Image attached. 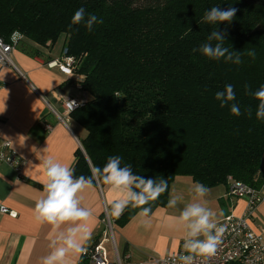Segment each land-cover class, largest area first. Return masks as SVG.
Returning <instances> with one entry per match:
<instances>
[{
  "label": "trees",
  "instance_id": "1",
  "mask_svg": "<svg viewBox=\"0 0 264 264\" xmlns=\"http://www.w3.org/2000/svg\"><path fill=\"white\" fill-rule=\"evenodd\" d=\"M214 6L235 7V18L203 22ZM81 7L103 23L91 32L83 23L69 27ZM215 28L240 64L198 51ZM17 36L47 47L62 36L65 55L76 60L68 79L88 95L70 113L86 131L72 165L76 176L120 156L135 174L167 179L152 212L167 204L178 176L207 188L230 180L264 186V120L256 118L252 95L264 86V0H0V37L17 47ZM227 84L240 116L215 99ZM138 211L111 220L121 227Z\"/></svg>",
  "mask_w": 264,
  "mask_h": 264
},
{
  "label": "crops",
  "instance_id": "2",
  "mask_svg": "<svg viewBox=\"0 0 264 264\" xmlns=\"http://www.w3.org/2000/svg\"><path fill=\"white\" fill-rule=\"evenodd\" d=\"M17 47L9 54V64L0 67V144L8 142L21 158L20 171L0 163V206H5L14 216L0 211V264H41L50 254L54 238L51 225L35 218L36 202L43 196L42 182L46 179L41 161L52 156L72 167L76 151L86 131L71 117L63 118V102L68 98L88 99L86 92L78 90L57 67L47 63L60 57L53 52L54 45L40 46L17 36ZM38 51L34 56L32 52ZM5 109V110H4ZM60 117V118H59ZM52 125L49 132L41 126V119ZM264 167V166H262ZM196 183L189 176H178L170 185L169 195H181L183 201L175 208L157 207L151 214V226L145 227L134 215L124 226L104 228L108 201L118 194L107 186L86 189L81 193L82 206L93 213V232L90 242L99 243L110 263L154 264L153 259L172 254L182 248L183 231L173 221L186 203L193 202L189 189ZM201 201L216 213L219 222L229 213L241 215L244 199L231 198L225 185L208 188ZM264 196V186L259 189ZM250 227L264 234V200L250 220ZM80 254L70 253L68 264H77Z\"/></svg>",
  "mask_w": 264,
  "mask_h": 264
},
{
  "label": "clouds",
  "instance_id": "3",
  "mask_svg": "<svg viewBox=\"0 0 264 264\" xmlns=\"http://www.w3.org/2000/svg\"><path fill=\"white\" fill-rule=\"evenodd\" d=\"M236 12L235 7L221 10L220 7L214 6L205 13L203 22L213 25L230 23ZM81 23L91 32L94 25L103 23V20L95 14H88L86 18L85 9L81 7L75 11L69 27ZM207 41L198 49L205 57L214 60L224 58L225 62L231 61L235 64L242 62L239 54L224 46L226 33L215 28L208 35ZM248 55L254 58L255 52L250 51ZM248 87L245 85L246 90ZM252 95L259 102L256 118L264 120V86ZM235 98L231 84H227L223 91L215 94L221 108L230 106L231 113L240 116L239 106L230 103ZM248 115L251 116V109L248 110ZM41 166L46 179L42 182L43 196L35 204V218L51 225L55 233L50 242L52 250L42 258L41 264H68L66 257L70 253L81 254L86 251L85 246L92 237L94 216L90 209L82 206L81 193L84 190L107 186L110 191L117 193L119 198L107 202L106 217L119 219L127 209H139L136 215L145 227L151 226L152 209L149 205L168 190L166 178L157 180L135 174L130 164L122 165L120 156L108 157L104 166L94 167L89 176H76L70 165L63 164L52 156H45ZM208 191L204 184L194 183L189 189L193 202L186 203L179 216L172 218L174 224L184 233V254L176 258L179 264H195L198 257L206 259L213 256L217 250L223 228L218 226L216 213L201 202ZM183 199L181 195H170L167 207L175 208Z\"/></svg>",
  "mask_w": 264,
  "mask_h": 264
},
{
  "label": "built area",
  "instance_id": "4",
  "mask_svg": "<svg viewBox=\"0 0 264 264\" xmlns=\"http://www.w3.org/2000/svg\"><path fill=\"white\" fill-rule=\"evenodd\" d=\"M13 45L5 42L0 37V67L9 64V54ZM63 55L47 63L50 67H57L59 71L67 77L74 76V65L76 60L72 56H66V50L62 49ZM78 90L80 87L77 86ZM82 100L77 98H68L63 102V118H69L70 113L78 108ZM41 119L40 123L45 132L52 129V125ZM0 163H6L13 166L15 170L20 171L23 161L10 148L8 142L0 144ZM227 195L231 198L244 199L246 206L244 212L237 216L229 213L218 223L223 228L220 236V242L215 254L208 258L198 257L195 264H264V234L254 231L250 227V220L253 217L258 204L264 200V196L249 185L238 180H230L227 187ZM2 213L15 215L5 206H0ZM104 228L106 231L112 230L109 218L104 219ZM183 253V248L175 253L159 256L153 259L154 264H179L176 259ZM84 259V260H83ZM77 264H121L120 262L110 263L106 259L105 251L99 243L92 248L86 247V251L80 254Z\"/></svg>",
  "mask_w": 264,
  "mask_h": 264
},
{
  "label": "rangeland",
  "instance_id": "5",
  "mask_svg": "<svg viewBox=\"0 0 264 264\" xmlns=\"http://www.w3.org/2000/svg\"><path fill=\"white\" fill-rule=\"evenodd\" d=\"M61 43H62V36L59 37V39L57 40V42L55 43V45H54V47H53V52H54L55 54H58V53H59ZM84 131H85V130H84ZM80 148H81V150L83 151V148L81 147V145H80ZM83 152H84V151H83ZM261 163H262V166H264V156H262V161H261ZM111 227H112V226H111Z\"/></svg>",
  "mask_w": 264,
  "mask_h": 264
}]
</instances>
